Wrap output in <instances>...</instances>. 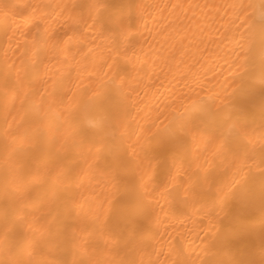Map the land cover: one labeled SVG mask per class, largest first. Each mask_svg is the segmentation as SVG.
<instances>
[{"label": "bare ground", "instance_id": "6f19581e", "mask_svg": "<svg viewBox=\"0 0 264 264\" xmlns=\"http://www.w3.org/2000/svg\"><path fill=\"white\" fill-rule=\"evenodd\" d=\"M0 264H264V0H0Z\"/></svg>", "mask_w": 264, "mask_h": 264}]
</instances>
